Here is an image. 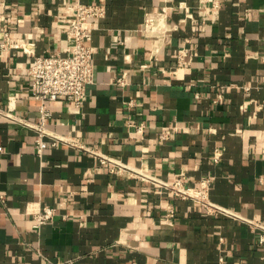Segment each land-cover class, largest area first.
<instances>
[{
	"label": "crops",
	"instance_id": "1",
	"mask_svg": "<svg viewBox=\"0 0 264 264\" xmlns=\"http://www.w3.org/2000/svg\"><path fill=\"white\" fill-rule=\"evenodd\" d=\"M65 2L74 0H0V28L10 11L9 28L33 44L34 56L63 54ZM78 2L105 9L89 42L93 83L77 109L48 103V129L153 179L195 188L209 178L211 203L264 224V110H257L264 105V0H220L216 21L202 31L197 0ZM145 14L158 29H143ZM179 50L186 51L182 67ZM30 61L0 51V110L10 105L35 122ZM161 131L168 141H157ZM34 143L33 132L0 116V264H264V243L245 223L110 174L76 150L38 157ZM43 207L55 215L34 229Z\"/></svg>",
	"mask_w": 264,
	"mask_h": 264
},
{
	"label": "built area",
	"instance_id": "2",
	"mask_svg": "<svg viewBox=\"0 0 264 264\" xmlns=\"http://www.w3.org/2000/svg\"><path fill=\"white\" fill-rule=\"evenodd\" d=\"M197 10L201 16V25L199 31L203 30L204 24H213L221 8L220 0H197ZM182 8V5L179 4ZM64 10L71 18L66 26L67 48L63 54L55 53L45 56H34L33 44L27 42L20 34L14 33L8 25L12 22L11 14L8 12L4 17L7 24L0 28V51L16 50L20 54L31 58L30 64L26 69V75L29 78L30 94L34 101L38 103V116L35 122H29L23 118L15 116L9 105V110L1 111L0 116L14 122L22 128H25L35 134L34 151L36 156L40 157L42 152L47 149L65 147L76 150L83 154H88L95 158L99 165L106 169L108 173L133 177L137 180L151 183L160 188L167 190L172 196L181 200H191L200 205L207 214L221 215L231 219L239 220L252 230L258 232L257 242L264 243V224L258 220L243 219L238 214L214 205L208 200V191L210 189V179L206 178L200 181L198 187L186 186L180 179L173 182H163L149 177L138 168L101 154L93 148L81 144L77 137L71 133L64 135L56 134L47 127L48 120L51 119V113L48 110V103L55 101H65L70 103L75 109L79 108L86 96L87 86L93 83L94 73V56L95 52L89 45L92 32L94 30V20L102 19L105 16V9L101 3L97 4H80L78 0L66 3ZM157 26L151 15L145 14L143 29L155 30ZM158 29V28H157ZM185 50H179L176 54V65H184ZM119 85L124 84L123 78L116 80ZM247 90V88H243ZM199 98L198 94H194ZM11 102V100H10ZM128 102V106H132ZM257 110H264L263 106H258ZM129 126L134 127L132 124ZM137 133L143 132V126H135ZM170 139V134L161 131L157 135L159 143L166 142ZM1 152V148H0ZM219 151L214 150L213 162L216 163L219 158ZM5 196L0 194V204L5 203ZM55 210L51 207H43L34 212L32 217V228L38 229L53 219Z\"/></svg>",
	"mask_w": 264,
	"mask_h": 264
}]
</instances>
